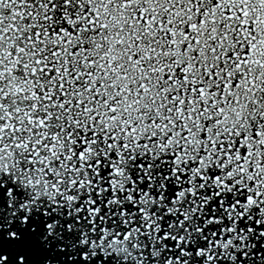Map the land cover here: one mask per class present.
Wrapping results in <instances>:
<instances>
[{
	"label": "snow or ice",
	"instance_id": "1",
	"mask_svg": "<svg viewBox=\"0 0 264 264\" xmlns=\"http://www.w3.org/2000/svg\"><path fill=\"white\" fill-rule=\"evenodd\" d=\"M0 264H264V0H0Z\"/></svg>",
	"mask_w": 264,
	"mask_h": 264
}]
</instances>
